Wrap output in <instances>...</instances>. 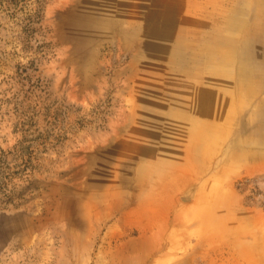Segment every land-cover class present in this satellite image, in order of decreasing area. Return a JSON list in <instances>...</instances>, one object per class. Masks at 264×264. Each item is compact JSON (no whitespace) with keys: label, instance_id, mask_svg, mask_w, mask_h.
Masks as SVG:
<instances>
[{"label":"rangeland","instance_id":"rangeland-1","mask_svg":"<svg viewBox=\"0 0 264 264\" xmlns=\"http://www.w3.org/2000/svg\"><path fill=\"white\" fill-rule=\"evenodd\" d=\"M0 264H264V0H0Z\"/></svg>","mask_w":264,"mask_h":264}]
</instances>
